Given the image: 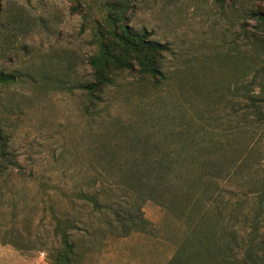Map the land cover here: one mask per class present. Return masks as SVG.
I'll use <instances>...</instances> for the list:
<instances>
[{"label":"rangeland","instance_id":"obj_1","mask_svg":"<svg viewBox=\"0 0 264 264\" xmlns=\"http://www.w3.org/2000/svg\"><path fill=\"white\" fill-rule=\"evenodd\" d=\"M109 17L165 47L160 76L98 82ZM0 75L16 164L0 163L1 245L47 260L59 230L81 264L109 237L154 233L148 219L185 238L220 216L215 244L230 247L229 226L243 237L226 254L264 248V0H0ZM167 160L171 184L152 169Z\"/></svg>","mask_w":264,"mask_h":264},{"label":"trees","instance_id":"obj_2","mask_svg":"<svg viewBox=\"0 0 264 264\" xmlns=\"http://www.w3.org/2000/svg\"><path fill=\"white\" fill-rule=\"evenodd\" d=\"M114 9L116 5H113ZM119 7H121L119 5ZM109 20L112 24L111 34L112 41L110 42L112 49H107L106 47H102L99 55L89 61V65L94 70V75L97 77L98 82L106 84L108 83L110 75L113 71L116 70H130L133 69L134 65L137 66L138 71L140 73L146 74L149 73L155 76H160V53L165 50L163 45H159L155 42L145 41V34L141 33V35H137L132 33L128 28L123 27L120 29V32H117L116 27V19L109 17ZM116 52H118L116 54ZM149 55V56H148ZM12 78L8 76L0 75V84H4L7 82H11ZM261 95V104L262 111L264 112V83L260 90ZM255 109L259 110V107ZM260 112V111H259ZM6 138L0 132V163L7 162L9 166H15L16 164L6 158ZM166 165L159 161L157 167L152 168L156 171V177L160 181L168 182L169 184L175 180L172 174L175 163L171 160H167ZM158 162V161H157ZM156 162V163H157ZM166 184V183H165ZM121 227L124 230V220L121 219ZM222 219L220 216L214 220L211 227H209L208 234H201L196 231L195 225H190L185 233V238L183 237L182 243L179 245L178 250H203L206 252H216L217 254L224 251L229 252L232 249L240 250L243 245V237L240 236L242 242H240L239 232L233 226H229L228 235H230V247H227L226 244H215L217 242V238L215 234L216 231L220 230V226L222 224ZM113 231L112 226L108 225ZM222 229V228H221ZM57 233H60V244L61 250L56 251L53 258L48 257L47 260L49 264H69L68 262V250L71 245H66V236L62 231L57 230ZM125 236L120 235L118 237ZM237 239V240H235ZM191 241L193 243H191ZM259 245L263 247V242H259ZM187 247V248H186ZM260 253V254H259ZM228 261L223 262V258L216 257L211 258V260H215V264H264V248L258 250L255 253H249L248 257H243V261H239L237 258L233 256V253L226 254ZM194 260V261H193ZM197 258H190L186 261V258H183L181 264H198L196 262ZM171 264V263H169Z\"/></svg>","mask_w":264,"mask_h":264},{"label":"crops","instance_id":"obj_3","mask_svg":"<svg viewBox=\"0 0 264 264\" xmlns=\"http://www.w3.org/2000/svg\"><path fill=\"white\" fill-rule=\"evenodd\" d=\"M154 233L136 231L121 237H109L101 248L83 256L81 264H181L183 258H197L198 264H215L211 258L222 257L220 253L203 250H178L183 241L181 233L167 225L168 219L160 216L148 219ZM194 261V260H193ZM0 264H49L41 253H23L0 244Z\"/></svg>","mask_w":264,"mask_h":264}]
</instances>
